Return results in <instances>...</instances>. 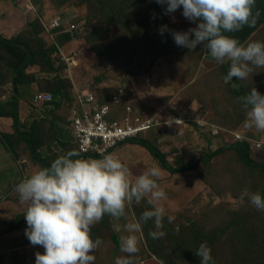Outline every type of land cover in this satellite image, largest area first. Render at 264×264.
<instances>
[{"label": "rangeland", "instance_id": "374dc122", "mask_svg": "<svg viewBox=\"0 0 264 264\" xmlns=\"http://www.w3.org/2000/svg\"><path fill=\"white\" fill-rule=\"evenodd\" d=\"M17 1L31 19L27 31L17 37L35 52L36 61L27 68L44 71L45 81L39 83L40 90H48L54 84L62 87L67 96L52 118L40 116L43 103L38 104L34 94L27 101L29 106L21 125L28 128L35 124L44 157H56L64 148L77 151L69 125L75 94L81 88L109 101L112 91L123 86L125 102H132L136 109L149 113L172 100L196 117L220 126L217 134L209 124L192 129L182 127L179 136H168L169 130L157 128L143 133L165 154L170 166L195 165L182 172L162 168L144 146L130 140L117 149L132 181L155 166L160 170L158 184L166 192V199L159 202L165 209L160 229L165 234L154 239L150 235L157 230L153 221L143 223L141 232L136 233L139 250L130 257L131 264H199L194 254L199 245L193 241L198 238H207L204 241L210 246L216 264H264V251H259L257 245L253 246L255 253L251 259L246 254L237 255L232 249L241 232L243 236L264 239V211L239 200L245 188L264 194V172L245 165L229 147L208 160L204 158L210 151L234 142L232 131L242 135L249 145L252 140L264 139V132L243 126L246 113L238 99L253 87L264 94V68H254L246 80H234L239 85L234 89L232 82L223 80L228 61L213 60L200 46L194 50L177 46L168 32L163 36L159 33L162 24L182 31L195 24L184 18L180 9L165 15L164 6L155 0ZM56 17L62 27L52 30L49 23ZM72 24L75 28L66 30ZM66 35L70 38L66 39ZM257 40L264 41V23L243 43ZM35 75L29 74L27 79L32 80ZM12 97L13 88L0 87V108L6 113L12 108ZM0 133L9 134L13 140L18 138L11 116H0ZM57 144L60 149H56ZM16 155H12L0 134V156L7 161L5 170L0 168V238L6 239L11 233L25 239L26 208L14 189L23 178L42 167L32 159L26 141L16 144ZM251 156L264 162V149L258 154L251 152ZM15 173L17 176L13 177ZM150 207L145 197L126 206V218L117 221L105 215L91 226L92 238L102 240L95 251L94 264H115L117 257L128 256L120 250V238L128 234L124 225L138 219ZM38 246L35 251L42 253L43 247ZM26 247L21 245L16 250L21 257L17 263L35 264Z\"/></svg>", "mask_w": 264, "mask_h": 264}, {"label": "clouds", "instance_id": "9594fccd", "mask_svg": "<svg viewBox=\"0 0 264 264\" xmlns=\"http://www.w3.org/2000/svg\"><path fill=\"white\" fill-rule=\"evenodd\" d=\"M164 6L165 15L178 9L188 21L195 24L187 30H173L167 24L158 31L171 35L177 46L194 50L204 48L215 61L229 62L224 75L225 83L246 80L254 68H264V41L241 43L227 35L241 31L245 25L255 24L252 7L255 0H155ZM155 18V14H153ZM175 20V17H173ZM235 78V79H234ZM52 93V92H51ZM54 95V94H53ZM245 109V128L264 132V94L252 88L238 97ZM160 170L149 167L134 181L129 168L116 155L102 154L99 158H85L77 151L68 150L53 159L49 166L38 167L16 186L20 202L25 205L23 214L27 227L25 236L32 245L44 251L35 253V264H94L95 251L102 244L100 237L91 236V226L105 215L119 221L126 218V206L148 197L150 208L138 219L124 225L127 235L120 238V250L128 254L117 257L115 264H131L130 257L138 252L142 224L153 221L152 238L165 233V209L159 204L166 199V192L158 184ZM258 211H264V194L245 188L239 196ZM171 222V217H168ZM194 254L199 264H216L207 242H201Z\"/></svg>", "mask_w": 264, "mask_h": 264}, {"label": "built area", "instance_id": "2783aa9c", "mask_svg": "<svg viewBox=\"0 0 264 264\" xmlns=\"http://www.w3.org/2000/svg\"><path fill=\"white\" fill-rule=\"evenodd\" d=\"M49 25L52 30L62 27L59 17L52 19ZM73 28H75L74 24L67 26L66 30ZM123 92L124 87L118 86L110 94V100L105 101L92 91H76L69 129L76 147L81 152L98 156L112 153L119 157L117 149L120 145L130 138L142 136L143 133L156 128L169 130L168 136H179L178 133H182V127L192 129L195 126L204 127L209 124L215 134L220 129V126L196 117L189 109L185 111L172 100H168L160 109L149 113L139 107L136 109L132 102H125ZM34 100L38 102L52 101L53 93H37ZM232 133L235 141L243 139L239 133L235 131ZM250 148L253 154H258L264 149V139L252 140Z\"/></svg>", "mask_w": 264, "mask_h": 264}, {"label": "trees", "instance_id": "16d2710c", "mask_svg": "<svg viewBox=\"0 0 264 264\" xmlns=\"http://www.w3.org/2000/svg\"><path fill=\"white\" fill-rule=\"evenodd\" d=\"M252 16L255 18V24L249 26L245 25L241 31L231 33V36L236 37L241 43H243L250 34L255 31L260 25L264 23V0H255V4L252 7ZM23 35V34H22ZM19 37V36H17ZM7 40L8 42L14 43V44H23L27 47L29 51V59L19 65L17 69H15L13 73V79H12V86H13V97H12V108L10 112H4L2 108H0V116H11L13 119V127L14 132L17 133L18 138L16 140L11 139L10 135L7 133H0L3 140L6 142V145L9 148V151L12 153L13 156L16 155V144L19 141H26L29 150L31 152V157L34 161L39 162L42 167L49 166L51 161L55 159L56 157H44V155L40 151V144H41V138L36 137L35 134V124L30 125V127H26L23 124L21 125L20 120V114H19V98H18V92H19V85L23 82H26L27 77L25 75V69L27 66L31 63H34L36 61L35 52L31 49L30 45L26 44L25 41L19 40V38ZM70 38L69 35H66V39ZM6 40V39H5ZM53 87L48 89L49 91L56 93L59 95V99H53L51 102L55 105L59 106L62 103L63 99H66L67 96L65 95L64 89L55 87L54 84H52ZM131 143H136L141 146H144L149 153L152 155L154 159H156L159 163V165L171 172H182L185 170H189L194 168V164L191 165H183L184 163H181V165H178L176 167H172L169 165L165 154L157 147L156 144H153L150 142L147 138L143 136L133 137L129 139ZM128 140V141H129ZM226 147H229L231 149H234L238 158L241 162H243L245 165L258 167L262 172H264V162L258 161L254 159L251 156L252 149L250 148L249 142L246 139L238 140L231 142L225 146H222L220 148H217L213 151H210L207 153L204 158L205 160L210 159ZM68 151V150H67ZM77 152L80 153L83 157H97L98 155L95 154H87L81 152L77 148ZM243 232H241L240 236L235 239V244L233 246V251L239 255V254H246L249 259L253 257V254L255 253L253 251V246L257 245L260 250L264 251V239H253L251 236H243ZM204 239L207 238H198L193 239L195 244L200 245L201 242H204ZM206 241V240H205Z\"/></svg>", "mask_w": 264, "mask_h": 264}, {"label": "crops", "instance_id": "0c3cea01", "mask_svg": "<svg viewBox=\"0 0 264 264\" xmlns=\"http://www.w3.org/2000/svg\"><path fill=\"white\" fill-rule=\"evenodd\" d=\"M17 2V0H0V87L10 86L11 88H13L12 79L15 69H17V67L22 63L26 62L30 56L29 51L25 45L14 44L7 41L15 39L17 36H21L22 34H24L27 31L28 23L31 20L26 11L23 10V7L19 6ZM227 35H231V33H227ZM32 72L36 73V77H34L32 80L26 79V82H23L19 85V92L17 94L19 98L20 120L27 114V108L29 106L27 101L30 99L31 94H34L35 96L40 92H51L49 90H40L39 83L45 81L43 77L44 71L39 70L37 67H34L32 69L31 67L26 68V77L29 74H33ZM86 89L81 88V90ZM42 103L43 105L41 106L42 110H40V116L52 118L53 116L57 115V105H55L51 101H43L38 104ZM34 114H37V111H34ZM40 116L38 115V117ZM29 124L30 123H28V125ZM55 147L56 149H60V146L58 144ZM63 151L65 152L67 150L64 148ZM60 152L63 154L62 151ZM2 157L3 156H0V168L2 169L1 171H4L7 161H3ZM10 158H12L11 155ZM16 176L17 173H15L13 177ZM12 235L14 236V239H11ZM7 236V239L4 237L0 238V264H19L17 263V260L19 258L21 260V257L18 255V251L16 250H19L21 245L27 246L26 248L30 251L29 257L35 260V249L39 247L38 245H32L27 237H25V239L16 238L15 233L8 234Z\"/></svg>", "mask_w": 264, "mask_h": 264}, {"label": "water", "instance_id": "95a60500", "mask_svg": "<svg viewBox=\"0 0 264 264\" xmlns=\"http://www.w3.org/2000/svg\"><path fill=\"white\" fill-rule=\"evenodd\" d=\"M58 97H59V95H57V94L53 95V99H58Z\"/></svg>", "mask_w": 264, "mask_h": 264}]
</instances>
